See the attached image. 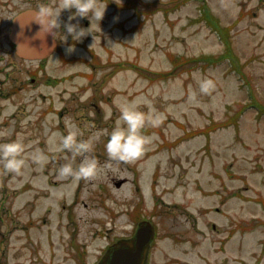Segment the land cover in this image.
Wrapping results in <instances>:
<instances>
[{"label":"rangeland","instance_id":"rangeland-1","mask_svg":"<svg viewBox=\"0 0 264 264\" xmlns=\"http://www.w3.org/2000/svg\"><path fill=\"white\" fill-rule=\"evenodd\" d=\"M0 1L7 7L3 23L26 5L22 0ZM101 3L106 9L99 22L73 16L74 9L61 11L57 44L43 61L49 78L62 80L58 86L43 80L14 85L13 80L27 77L24 66H29L19 61L16 68L6 66L12 79L0 83V144L23 142L26 163L16 175L5 172L0 162V264H76L73 248L60 237L66 235L64 227L41 221L46 205L52 206L50 220L58 212L60 193L71 196V184L47 186L43 165L33 156L65 158L66 153L59 155L60 141L70 130L82 129V141L101 133L94 143L106 145L109 137L103 133L115 127L120 106L137 99L142 101L140 111L154 109L162 120L144 130L153 137L147 146L150 154L131 165L136 181L114 189L107 172L123 176L125 167L108 159L105 146L92 151L102 171L91 187L102 182L106 194L93 197L90 208L75 211L81 215L77 239H91L95 227L90 216L104 218L109 211L135 206L136 211L144 208V218L150 217L156 230L148 264H264V0ZM68 23L90 32L75 41L65 31ZM70 46L74 51L69 54ZM203 79L215 83L209 94L199 90ZM63 88L64 102L58 99ZM48 93L50 112L45 110ZM102 95L110 101L99 102ZM92 96L104 107L94 121L91 106L78 109L69 101L81 107ZM64 104L73 108L58 115L55 110ZM109 110L111 117L105 119ZM90 127L98 129L84 133ZM182 131L187 138L159 150L158 145ZM172 156L174 165L186 167L180 179L173 176L177 166L171 167ZM138 179L144 201L131 187ZM87 193L83 188L80 200H87ZM172 203L180 208L173 211Z\"/></svg>","mask_w":264,"mask_h":264},{"label":"flooded vegetation","instance_id":"flooded-vegetation-1","mask_svg":"<svg viewBox=\"0 0 264 264\" xmlns=\"http://www.w3.org/2000/svg\"><path fill=\"white\" fill-rule=\"evenodd\" d=\"M23 3L26 5L17 8L12 15L10 16L9 20L5 23H3V13L4 11H7L6 5L2 4L0 1V52L2 53V56H0V61L5 60V64L3 66H0V83L1 84H6L9 81H11L12 76L11 73L6 71V66L16 68L18 65L19 61L20 63H25L29 67L24 66V71L27 74V77L21 79L17 82V80H13V84L16 85L18 84L19 86L21 83L23 84L26 82V84H35L40 82V80L45 81V84H47L49 87L56 86L58 82L62 83V80H54L49 78V74L45 72L44 68V63L43 61L45 59H26L23 57H20L17 52H16V46L14 42L9 38V33H10V26H11V21L12 18L15 14H17L19 11L26 9V8H36L40 5H49V0H22ZM5 9V10H4ZM42 70V72L39 74L38 72ZM44 77L45 79H40L39 77ZM48 76V77H47ZM58 83V85L60 84ZM57 85V86H58ZM22 86V85H21ZM65 87V86H63ZM65 92V89L63 88L62 90L58 91V99L59 101L64 102V96L62 95ZM48 93V104L45 106V110L47 112L51 111V95ZM97 97L92 96L91 100H85L80 107L79 104H76V101L74 99H70L69 101L71 104L76 105L78 109H87L88 107L91 106V108L94 109V115L92 118V121H94L96 115L99 113H103V108H100V106L97 104L98 101H96ZM97 100L101 103H106L109 102L110 99L108 96H101ZM72 106V108H73ZM54 108V106H53ZM69 107L67 104H64L63 106H60V110H55L57 111L58 115H61L62 113L66 112L69 113L72 109ZM97 127H90L84 131V133L88 132H93L94 130H97ZM82 130V129H78ZM187 135L186 131H182L179 135L175 136V138L169 140V141H164L162 145L159 146L160 149H164L165 147L167 148H172V146L179 142L184 140ZM79 140H85V137H81ZM173 144V145H172ZM94 148L93 151H99L100 146H105V144L101 143H94ZM48 147V146H47ZM96 148V149H95ZM149 149V148H148ZM148 149L146 150V153L144 156H148L150 153H148ZM50 154L49 152H47ZM66 153L65 158H58V156H54L53 158L48 157L47 158V163L43 164V173L46 176V184L47 186L51 187H58L62 186L64 184H71V196L68 197L64 192L60 193L58 195L57 205H58V212L55 215H52L53 218H51V210L52 206L46 205L44 208V214L43 218L41 221H43L44 224L49 225V222L54 220L56 227L55 228H62L64 229V232L66 235L62 234L60 235L61 239L65 241L66 245L69 247L73 248L74 251V261L76 264H109L110 261L113 258V253L116 252L117 250L121 248H127V245L132 243L134 236L136 234L137 228L144 223V220L149 219L144 218V208L138 207V210H135V206L133 207H122L119 209L117 212L115 210L109 211L106 213V216L102 218V215L97 216V217H91L89 220L94 224V229L91 231V239H77V234H78V226L77 222L81 219V215L76 214L75 211L77 212L80 208H90L91 205H94L92 202H95L93 200L94 198L99 199L100 195L106 194L105 192V186L104 183L98 182L96 183V190L91 187V185L96 181L92 182H87L84 180L79 181L78 183L72 181L71 179H63L58 175V170L59 168L66 164V163H72L73 167L76 168L79 166V163H81L82 159L72 158V154L69 152H64V151H59V155ZM191 153V151H190ZM190 153H184V155H188L190 158L191 155ZM96 157L97 155L93 152H91V158ZM144 156L137 160L141 161ZM169 158V156L167 157ZM173 159L169 161V163L172 166H177V169L174 170V175L178 179H180L182 176H184L187 172L186 167H183L181 164L174 165L173 162H175L174 157L172 156ZM137 161L132 162V163H123L119 162L120 164L116 166H120L122 169V166L125 167L126 172H124L123 176L120 175H113L110 171L107 172L109 175V183H110V188L114 189H120L124 185H128V183L134 182L137 179V171L136 169L132 171V166L134 163H137ZM33 162V161H32ZM190 163V162H189ZM191 165H194V163H190L189 167ZM144 166V163H139L138 167ZM137 167V170L139 168ZM188 168V167H187ZM158 170V169H157ZM144 171V170H143ZM32 171V175H33ZM158 173V172H157ZM57 175L60 177L58 178ZM140 175V174H139ZM138 175V177H139ZM156 174H154L155 176ZM171 177V176H167ZM195 176H193V189L195 190L196 188V180ZM155 180V179H154ZM175 184H172L174 186ZM131 186V185H130ZM135 191H138L139 194V199L140 201H144V187L139 183V179L137 182L131 186ZM166 188L170 189V186H165ZM85 189L88 191L87 193V200H80V191L82 189ZM94 190V191H93ZM110 190V189H109ZM95 195V196H94ZM128 198V197H127ZM161 198H158L160 204L163 203ZM31 200V199H30ZM124 204L127 205V200L126 198H123ZM98 202V201H97ZM172 206L173 211H177L178 208H180V204L178 203H172L170 204ZM215 210H218V207L215 208ZM50 216V217H49ZM151 220V218H150ZM60 226V227H58ZM154 227V226H153ZM156 236V231L154 228L153 232V237L149 242V245L147 247V260L145 264H148V258L149 254L152 251L153 243L155 240ZM77 239V240H76ZM92 241L94 243H92ZM94 245V247L88 248L89 246Z\"/></svg>","mask_w":264,"mask_h":264},{"label":"clouds","instance_id":"clouds-1","mask_svg":"<svg viewBox=\"0 0 264 264\" xmlns=\"http://www.w3.org/2000/svg\"><path fill=\"white\" fill-rule=\"evenodd\" d=\"M75 10L73 16L91 17L92 20L100 21L106 9V4L101 0H53L52 5H40L37 10H31L33 19L39 23L44 32H53L60 29L59 16L62 10ZM69 17V20L73 19ZM67 35L75 41L81 40L90 31L79 27L78 24L68 23L65 26ZM67 37L64 36V39ZM74 51L73 47H68L66 53ZM215 88L212 79H203L199 82V90L202 94H209ZM90 95V93L88 94ZM88 97H82V100ZM191 99H195V93ZM142 101L137 99L129 101L120 106V117L116 121L115 127L108 135V141L105 145L108 159L123 163H132L141 159L147 150V146L153 142V137L145 134V128L151 126L158 127L162 122L161 116L150 110L149 113L140 111ZM146 103V101H144ZM9 111H15V108L9 105ZM111 117V111L105 116V119ZM3 135V133H0ZM79 130H70L66 136H62L60 141V151L69 152L72 158L81 157V163L74 168L72 163L62 165L58 170V175L63 179H71L78 183L81 180L92 182L101 174L102 169L95 158L87 154L93 151L94 141L98 140L101 133H97L93 139L81 141L78 139ZM26 146L20 140L0 144V162L7 173L19 175L25 166L24 153ZM33 161L37 164H46L47 157L43 153L33 156Z\"/></svg>","mask_w":264,"mask_h":264},{"label":"water","instance_id":"water-1","mask_svg":"<svg viewBox=\"0 0 264 264\" xmlns=\"http://www.w3.org/2000/svg\"><path fill=\"white\" fill-rule=\"evenodd\" d=\"M31 10L25 9L14 15L10 28V39L16 46L19 56L26 59H41L52 53L55 46L54 33L44 32L39 23L33 19ZM152 229L148 222L141 225L127 248L113 253L109 264H143Z\"/></svg>","mask_w":264,"mask_h":264}]
</instances>
